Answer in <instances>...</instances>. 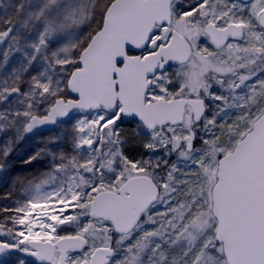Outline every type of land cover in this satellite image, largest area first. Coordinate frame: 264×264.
I'll return each mask as SVG.
<instances>
[{
    "label": "snow or ice",
    "instance_id": "1",
    "mask_svg": "<svg viewBox=\"0 0 264 264\" xmlns=\"http://www.w3.org/2000/svg\"><path fill=\"white\" fill-rule=\"evenodd\" d=\"M0 264H264V0H0Z\"/></svg>",
    "mask_w": 264,
    "mask_h": 264
}]
</instances>
